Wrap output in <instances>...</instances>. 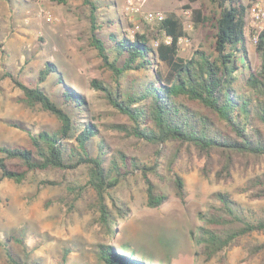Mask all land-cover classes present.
Wrapping results in <instances>:
<instances>
[{
    "label": "trees",
    "instance_id": "16d2710c",
    "mask_svg": "<svg viewBox=\"0 0 264 264\" xmlns=\"http://www.w3.org/2000/svg\"><path fill=\"white\" fill-rule=\"evenodd\" d=\"M51 1L67 5L71 0ZM81 1L90 11L91 45L111 73V81L94 79L89 91L97 92L125 119V123L111 126L124 139L149 143L157 151L163 150V156L173 144L166 155L168 162L142 160L113 147L102 129L85 117L88 106L84 94L66 86L56 65L47 63L37 81L18 80L10 72L0 77V83L9 78L23 91L26 106L40 107L60 124L56 130L39 131L14 124L28 134L29 142L27 146L0 145V182L23 184L35 174L85 167L86 183L66 185L67 198L61 202L68 205L72 195L94 190L100 223L109 236L115 224L110 220L106 198L122 182L139 176L146 186L147 207L158 209L169 202V195L156 184L164 178V170L171 176L175 196L182 202L187 198L184 179L174 172L185 154L191 157L195 151L204 159L201 172L205 177L210 178L217 167L218 177L222 174L227 180L233 178L240 159L264 158V33L256 45L260 63L253 69L246 47L247 10L241 0H211L214 11L208 15L197 12V27L210 29L208 45L200 46L187 58L179 54V39L187 37V31L175 13L167 14L157 26L158 34L172 38V43L166 44L148 29L133 37L116 31L115 21L100 11L102 0ZM151 38L160 40L157 47L151 45ZM152 70L154 79L146 83L133 76ZM52 74L57 75V84L62 87L59 95L49 84ZM55 184L43 181L40 187ZM241 190L252 199L263 200L264 178L249 180ZM213 198L218 205L202 215L204 226L196 235L198 254L207 260L240 246L247 237L264 233V209L248 208L228 192H216ZM113 208L122 218L131 212L118 202ZM10 240L22 247L25 244L17 237L1 239L0 235V247L8 262L27 264L17 259ZM109 242L99 246L105 264H153L133 254H118L116 242ZM67 252L61 264L67 263ZM262 253L264 243L249 249L251 257Z\"/></svg>",
    "mask_w": 264,
    "mask_h": 264
},
{
    "label": "rangeland",
    "instance_id": "374dc122",
    "mask_svg": "<svg viewBox=\"0 0 264 264\" xmlns=\"http://www.w3.org/2000/svg\"><path fill=\"white\" fill-rule=\"evenodd\" d=\"M126 1L102 0L100 11L115 21L114 29L126 31L131 37L148 29L163 40L164 33L158 34V23L146 22L143 15L126 13ZM144 10H159L166 15L175 13L182 20L188 41L180 45L181 57H190L200 46L208 45L210 29L197 27L196 16L197 12L208 15L214 11L211 0H152ZM185 10L191 11L189 20L183 16ZM190 25L192 30L188 29ZM151 39V45L156 47L160 40ZM0 46V77L10 72L18 80L37 81L47 63L55 64L64 84L79 95L84 94L88 106L85 117L102 129L113 147L142 160L168 162L166 155L173 144L168 145L163 156L160 154L163 150L157 151L149 143L124 139L111 126L125 123V119L97 92L89 91L94 79L111 81V73L102 66L91 45L90 11L81 0H71L67 5L51 0H0ZM246 47L249 64L255 69L260 63L256 46L247 41ZM133 76L146 83L154 79V71ZM57 79V75L52 74L48 81L59 95L62 87L57 84ZM125 85H129L126 80ZM23 99V91L11 79L0 83V145H28V134L14 124L35 131L59 128V121L54 116L40 107L31 109ZM203 165L204 159H199L194 151L191 157L185 154L174 169L184 179L185 202L175 196L171 176L164 170V178L156 184L160 191L169 195V202L158 209L147 207L146 186L139 176L122 182L106 198L110 220L115 224L111 225L109 236L105 235L100 223L94 190L72 195L68 205L61 202L67 198L66 185L83 186L86 183L87 168L35 174L23 184L2 180L1 239L17 237L23 240L24 248L11 240L9 246L17 259L27 264H61L65 251H68L66 264H105L100 259L99 246L110 244V239L116 242L118 254H133L136 259L153 264H264L263 253L256 257L249 254L252 246L264 243V233L243 239L240 246L212 260L199 256L196 243V235L204 226L202 215L218 205L213 198L216 192H228L253 210L264 209V199H252L241 190L249 180L264 178V158L240 159L230 180L222 174L218 177L217 167L210 178L205 177L201 172ZM43 181H53L56 186L40 187ZM115 202L131 209L128 217L122 218L114 210ZM0 264H10L2 247Z\"/></svg>",
    "mask_w": 264,
    "mask_h": 264
},
{
    "label": "built area",
    "instance_id": "2783aa9c",
    "mask_svg": "<svg viewBox=\"0 0 264 264\" xmlns=\"http://www.w3.org/2000/svg\"><path fill=\"white\" fill-rule=\"evenodd\" d=\"M152 0H127L125 5V11L128 14H138L143 15L144 20L148 23L156 22L160 23L165 20L166 14L163 11H145L144 8ZM243 5L246 7V27H245V37L252 45L256 46L262 34L264 33V0H241ZM183 16L189 20L191 17V11H183ZM190 30L193 26L190 25ZM164 43L171 44L172 38L164 33ZM187 37H182L179 39V46L184 42H187ZM159 42L155 44L157 47Z\"/></svg>",
    "mask_w": 264,
    "mask_h": 264
}]
</instances>
